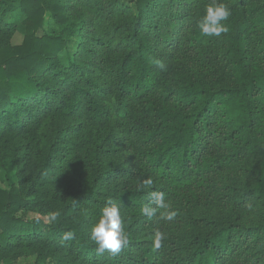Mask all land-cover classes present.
<instances>
[{
    "label": "trees",
    "instance_id": "trees-1",
    "mask_svg": "<svg viewBox=\"0 0 264 264\" xmlns=\"http://www.w3.org/2000/svg\"><path fill=\"white\" fill-rule=\"evenodd\" d=\"M215 2L219 37L214 0H0V263L264 264V0Z\"/></svg>",
    "mask_w": 264,
    "mask_h": 264
},
{
    "label": "clouds",
    "instance_id": "clouds-1",
    "mask_svg": "<svg viewBox=\"0 0 264 264\" xmlns=\"http://www.w3.org/2000/svg\"><path fill=\"white\" fill-rule=\"evenodd\" d=\"M230 15L231 12L225 4L217 3L214 0V3L206 8L204 17L198 22L200 32L208 37L221 36L228 31L227 26L222 21H227ZM147 183H151V181H147ZM154 198L157 207L164 209L160 214V219L163 221L175 220L177 212L169 210V205L164 201L163 195H156ZM142 212L151 218L155 214V209L145 206ZM53 218H55V215ZM90 237L97 246V255H103L106 251L115 255L129 243L120 208L111 200L103 208L98 222L91 228ZM63 238L71 240L74 238V233L66 232ZM163 239H165L164 234L157 231L154 238V247L159 248Z\"/></svg>",
    "mask_w": 264,
    "mask_h": 264
},
{
    "label": "rangeland",
    "instance_id": "rangeland-1",
    "mask_svg": "<svg viewBox=\"0 0 264 264\" xmlns=\"http://www.w3.org/2000/svg\"><path fill=\"white\" fill-rule=\"evenodd\" d=\"M25 35V27L24 26H20L18 28V30L16 31V33L14 34L11 43L12 44H20L23 41ZM8 178L11 181H15L16 180V176L12 173L8 174ZM0 186L6 188L7 185V181L5 180V178H1L0 177ZM30 217H34V216H39V213L36 212H31L29 213ZM14 262V261H13ZM34 263H38V264H54L53 260L47 258L45 260H39L38 255L36 253L33 252H27L24 253L21 257H19L18 260H16L13 264H34ZM0 264H5V263H0Z\"/></svg>",
    "mask_w": 264,
    "mask_h": 264
}]
</instances>
